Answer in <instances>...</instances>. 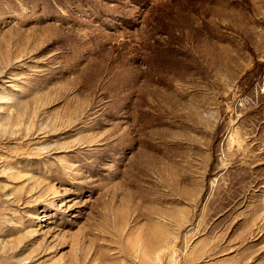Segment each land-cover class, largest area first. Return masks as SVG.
I'll use <instances>...</instances> for the list:
<instances>
[{
    "label": "rangeland",
    "instance_id": "374dc122",
    "mask_svg": "<svg viewBox=\"0 0 264 264\" xmlns=\"http://www.w3.org/2000/svg\"><path fill=\"white\" fill-rule=\"evenodd\" d=\"M0 264H264V0H0Z\"/></svg>",
    "mask_w": 264,
    "mask_h": 264
}]
</instances>
